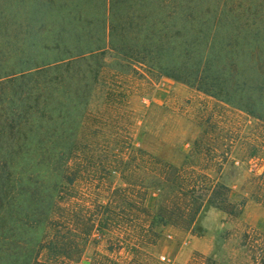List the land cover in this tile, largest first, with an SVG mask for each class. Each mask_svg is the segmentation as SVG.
<instances>
[{
  "label": "trees",
  "instance_id": "trees-1",
  "mask_svg": "<svg viewBox=\"0 0 264 264\" xmlns=\"http://www.w3.org/2000/svg\"><path fill=\"white\" fill-rule=\"evenodd\" d=\"M108 52L231 104L264 128V0H0V264L78 261L96 233L117 241L94 264H138L135 254L157 244L160 226L190 230L206 200L238 216L226 186L208 194V176L196 170L125 180L129 186L75 209L74 118L82 125L91 115ZM258 138L249 160L264 159ZM170 183L182 195L173 207L148 208L147 192L131 189Z\"/></svg>",
  "mask_w": 264,
  "mask_h": 264
},
{
  "label": "rangeland",
  "instance_id": "rangeland-1",
  "mask_svg": "<svg viewBox=\"0 0 264 264\" xmlns=\"http://www.w3.org/2000/svg\"><path fill=\"white\" fill-rule=\"evenodd\" d=\"M105 56L102 82L96 85L89 106L91 115L82 125L79 116L74 118L76 148L71 161L81 171L75 209L79 210L86 197L129 186L125 180L138 184L150 174L156 177L165 172V176L174 178L182 170L188 175L196 170L208 176L202 187L209 190L208 194L218 188L215 184L226 186L232 203L228 208L238 216L207 206L190 230L172 224L160 226L157 244L135 254L138 264H155L153 259L167 264L161 261L162 255L174 264H264V231L241 216L249 201L264 208V159L247 158L256 136L264 144V128L259 121L184 82L151 73L138 63L127 64L114 58L113 53ZM80 66H75L77 71ZM150 157L160 164H146ZM84 164H88V173L83 170ZM131 189L137 196L147 192L145 203L151 209L164 204L173 207L174 196L181 195L174 183L149 191L138 185ZM206 205H210L207 200ZM223 218L231 222V229ZM200 226L207 229L203 245L226 254V263L197 251L188 253L196 242L188 244L190 238L203 234ZM222 232L226 237L223 240ZM116 241V236L110 239L108 233H96L78 261L48 263L94 264V256L106 253L108 244L116 246ZM119 254L126 256L125 251Z\"/></svg>",
  "mask_w": 264,
  "mask_h": 264
},
{
  "label": "crops",
  "instance_id": "crops-1",
  "mask_svg": "<svg viewBox=\"0 0 264 264\" xmlns=\"http://www.w3.org/2000/svg\"><path fill=\"white\" fill-rule=\"evenodd\" d=\"M207 206H211V208L218 209V208H216V207H214L212 205H206V206H204L202 208V210L200 212V215L202 214L203 209H205V207H207ZM219 211H221V210H219ZM221 212H223V211H221ZM200 215L198 217L199 220L201 218ZM241 216L252 227H255L256 229L264 231V208H261L258 204L256 205V204H253L252 201H249L246 204V206L244 208V211L241 213ZM222 220H223L224 223L228 224V229H231V226H232L231 222L224 220V218ZM200 229L203 230V234L201 236L194 235V236H192L190 238L188 244L189 243L192 244L193 240H195L196 242H195V245L192 247V249L188 250V253H192L193 251H197L199 253H202V254H204L206 256H209V257H212V258L216 257V259L218 261L220 260V261H224V263H226L228 261L227 258H226V254H222V253L218 252V250H216L214 248H210L208 246H204L203 245V243L201 241H203V239L205 238L206 233H207V229L204 226H202V228L200 226ZM225 238L226 237H224V232H222L220 234V239L223 240ZM187 261H188V258H187L186 262Z\"/></svg>",
  "mask_w": 264,
  "mask_h": 264
},
{
  "label": "built area",
  "instance_id": "built-area-1",
  "mask_svg": "<svg viewBox=\"0 0 264 264\" xmlns=\"http://www.w3.org/2000/svg\"><path fill=\"white\" fill-rule=\"evenodd\" d=\"M160 258H161V261H163L164 263H167V264H174V262L172 263L171 259L168 258V257L165 256V255H162Z\"/></svg>",
  "mask_w": 264,
  "mask_h": 264
}]
</instances>
